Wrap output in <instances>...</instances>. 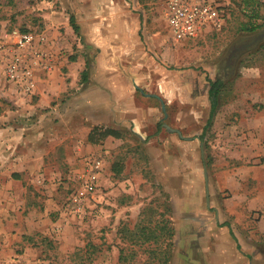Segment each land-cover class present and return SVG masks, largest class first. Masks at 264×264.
Segmentation results:
<instances>
[{
  "label": "rangeland",
  "instance_id": "rangeland-1",
  "mask_svg": "<svg viewBox=\"0 0 264 264\" xmlns=\"http://www.w3.org/2000/svg\"><path fill=\"white\" fill-rule=\"evenodd\" d=\"M257 1L255 18L250 0H214L222 26L173 42L164 0H104L117 10L115 18L130 20L132 12L136 24L141 20L135 34L150 41L142 42L146 52L152 54L147 48L152 45L158 56L157 80L164 78V69L174 75L176 99L166 109L167 118L158 112L160 121L186 141L197 139L192 147L176 149L181 163L169 170L158 154L152 155V169L143 164L149 155L134 156L138 170L132 181L136 187L152 184L141 188L135 201L125 182L132 172L118 168L128 157L123 153L128 143L120 146L121 153L118 145L112 150L118 153L109 154L105 139L88 142L82 117L64 120L61 107L59 112L54 107L57 100L52 109L39 107L41 68L29 94L4 71L14 35L40 34L47 20L61 29L52 50L60 56L57 67L63 74L86 70L91 78V70L101 69L105 59L122 67L123 52L104 59L76 39L72 8L89 0H0V264H177L176 254L181 264L190 258L193 264H233L238 254L248 256L249 264H264V0ZM248 24L259 27L242 30ZM132 46L135 59L137 44ZM216 80L222 90L205 131L209 81ZM52 83L57 87L58 81ZM130 129H120L125 138ZM93 161L101 162V170L87 191ZM189 246H208L207 254L194 255ZM214 246L221 249L215 252Z\"/></svg>",
  "mask_w": 264,
  "mask_h": 264
},
{
  "label": "crops",
  "instance_id": "crops-1",
  "mask_svg": "<svg viewBox=\"0 0 264 264\" xmlns=\"http://www.w3.org/2000/svg\"><path fill=\"white\" fill-rule=\"evenodd\" d=\"M91 2L92 0H89V4L83 7L75 3L72 8L75 21L71 27L74 30L73 32H78L76 39L80 43L83 42L91 47L95 53H98V57L105 59L111 56L110 53L116 56L118 53L123 52L122 56L124 54L123 58H126V60L123 62L122 59V67L119 68L112 66L109 60L105 59V64L101 69L94 67L91 70V78L86 76V70H82V74L72 70L63 74L57 67L60 56L58 57L54 48L52 50V47L60 41L61 29L60 27L54 29L49 20L44 21L45 30L40 35L45 38L42 51L46 53L48 60L39 70L42 86L38 92V106L45 107L46 105V107L52 109L54 100H57L58 103L54 107L57 112H59V107H61V115L64 120L68 117L72 122L74 119L82 117L80 122L87 125L84 128L86 130V138L91 131L98 128L118 132V138L113 136L106 137L105 145L111 146L109 154H113L121 153L122 150L120 148L125 143H128L127 145L125 144L128 152H123L128 154V157L125 162H121V166H118V168L119 171L124 169L126 174L132 172V176L129 177L128 175L127 177L131 179H126L125 182L130 183L129 185L132 188L129 191L134 195V200L137 201V192H140L141 188H144V190L150 189L152 184L147 183V185L136 187L137 183L132 181L133 175L138 170L137 158L134 156L149 155L148 159L145 157L143 164L145 168L148 169L149 166V169H152L155 165L152 155L158 154V161L163 165V169L169 170L170 165L175 166V164L181 163L180 158L175 155L176 149L189 147L187 145L192 147L196 145L197 139L192 138L186 141L180 131V135L171 131L174 129L169 126L168 128L157 116L159 111H163V119L167 118L166 109L176 99L175 81L174 75L170 77L169 73H166L168 72L167 69L162 71L164 78L157 80L156 73L160 74L161 71L159 70V65H156L154 58L158 56L152 50V45H148L147 48L151 49L153 55L146 52L142 42L149 43L150 41L143 40L138 34H135L142 26L141 20L136 24L133 21L134 14L132 12L133 18L131 17L130 20H128V17L126 20L115 18L117 10L111 4L104 2V0L97 4H92ZM77 3H79V0ZM81 10L82 13L80 12ZM48 17L50 19V16ZM67 26H69L68 23ZM65 29L67 30L68 27ZM52 36L53 38H51ZM172 41L174 42V40ZM133 43L137 44L135 48L139 54L135 55V59L132 56L134 53ZM130 53L131 55H129ZM98 57H96V60ZM131 60L134 61L132 62L133 67L129 65ZM117 61L120 62L121 60ZM54 68H56V71H54ZM79 75H82L83 78H79ZM68 77H71L70 84L66 82ZM53 80L58 81L57 87H54ZM74 87L76 90L66 96L65 93ZM60 97H64V100L60 101ZM48 100H51V103H47ZM128 127L131 128V131L129 134L127 133L128 136L125 138L124 133L120 129H127ZM112 143L115 144L112 145ZM118 145V152H112ZM139 177V175H136L135 179ZM145 181L147 182V180ZM207 247L189 246V249L194 250V255L195 252L207 254ZM220 249V246H214L215 252ZM186 259L187 257L184 260ZM175 261L177 264L183 262L178 258V254H176ZM188 261L183 264H193L195 259L190 258ZM233 264H249L248 256L238 254Z\"/></svg>",
  "mask_w": 264,
  "mask_h": 264
},
{
  "label": "built area",
  "instance_id": "built-area-1",
  "mask_svg": "<svg viewBox=\"0 0 264 264\" xmlns=\"http://www.w3.org/2000/svg\"><path fill=\"white\" fill-rule=\"evenodd\" d=\"M164 3L166 24L174 42L195 39L207 30L222 26L214 0H164ZM14 37V51L4 66L6 79L17 85L23 93L29 94L36 87V69L42 68L48 60L42 51L45 38L35 32L16 33ZM100 170L101 162L93 161L86 180L87 191L95 187Z\"/></svg>",
  "mask_w": 264,
  "mask_h": 264
},
{
  "label": "trees",
  "instance_id": "trees-1",
  "mask_svg": "<svg viewBox=\"0 0 264 264\" xmlns=\"http://www.w3.org/2000/svg\"><path fill=\"white\" fill-rule=\"evenodd\" d=\"M253 2V4L251 6H254L255 8L252 10V13H254L255 15L253 17H257L258 18V14H257V10H258V6H260L259 2L257 0H250ZM248 5V2L246 1L245 6ZM71 24L72 26L74 25V18L71 17L70 18ZM259 25V24H257ZM256 24L254 25H243L242 30L246 31V32H254L258 29L259 26H257ZM74 28V27H73ZM210 84V88L208 90V98L210 101V113H209V118L207 120V123L204 127V130L206 131V129H208L212 123V119L214 117V114L217 110L218 107V102H219V96L222 90V82L219 80L216 81H209ZM2 105L4 104H0V115L3 111V107ZM108 136H113L115 138L119 137V133L115 132L113 130H109V129H104V130H93L89 133L88 135V142L91 144H97L99 142H101L102 140H104L106 137ZM200 139H203V136H200ZM173 233L172 231H170V236H172Z\"/></svg>",
  "mask_w": 264,
  "mask_h": 264
},
{
  "label": "water",
  "instance_id": "water-1",
  "mask_svg": "<svg viewBox=\"0 0 264 264\" xmlns=\"http://www.w3.org/2000/svg\"><path fill=\"white\" fill-rule=\"evenodd\" d=\"M171 131L176 132L177 134L180 135L179 131H177V130H171ZM204 177H205V183H206V185H207V177H206V174H205V173H204ZM206 196H207V200H208V194H207V191H206Z\"/></svg>",
  "mask_w": 264,
  "mask_h": 264
}]
</instances>
